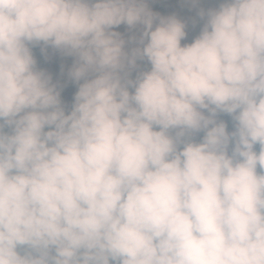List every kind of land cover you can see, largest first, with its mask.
Masks as SVG:
<instances>
[{"label": "clouds", "instance_id": "1", "mask_svg": "<svg viewBox=\"0 0 264 264\" xmlns=\"http://www.w3.org/2000/svg\"><path fill=\"white\" fill-rule=\"evenodd\" d=\"M199 15L0 0V264H264V0Z\"/></svg>", "mask_w": 264, "mask_h": 264}, {"label": "rangeland", "instance_id": "2", "mask_svg": "<svg viewBox=\"0 0 264 264\" xmlns=\"http://www.w3.org/2000/svg\"><path fill=\"white\" fill-rule=\"evenodd\" d=\"M219 3L220 0H200V3L196 5L192 4L190 0H148V6L153 12L159 13L163 16L176 15L178 19L185 23L187 37L186 40L182 41V44L191 43L202 31L203 26L207 21V17H201L199 15L201 9L207 11L209 8H217L219 7ZM113 30L120 32L127 40L132 36L139 37L141 26L129 30L126 25H121ZM44 48L45 46L43 43L32 48L34 58L38 61V67L54 73V82L59 81L62 84H67V72L75 62V57L66 56L49 46L45 49L46 55L50 58L49 61L46 62L44 55L41 53V49ZM138 63L140 65L139 70H147L150 67L147 65L146 61ZM61 65L64 68L63 76H60L59 74ZM135 74L136 73H133V78ZM76 91L77 86L75 84H69L62 92V101L67 104L66 112L70 111L72 98ZM197 139H199V137ZM255 148L259 150L258 145L255 146Z\"/></svg>", "mask_w": 264, "mask_h": 264}, {"label": "trees", "instance_id": "3", "mask_svg": "<svg viewBox=\"0 0 264 264\" xmlns=\"http://www.w3.org/2000/svg\"><path fill=\"white\" fill-rule=\"evenodd\" d=\"M160 3H162V2H160ZM255 150H256V151H259L257 148H255Z\"/></svg>", "mask_w": 264, "mask_h": 264}]
</instances>
